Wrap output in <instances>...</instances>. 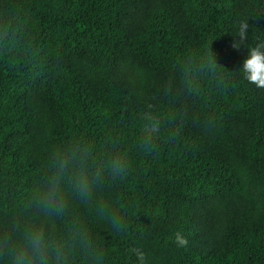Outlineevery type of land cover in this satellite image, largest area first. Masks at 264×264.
Wrapping results in <instances>:
<instances>
[{"label": "trees", "instance_id": "obj_1", "mask_svg": "<svg viewBox=\"0 0 264 264\" xmlns=\"http://www.w3.org/2000/svg\"><path fill=\"white\" fill-rule=\"evenodd\" d=\"M256 16L249 46L264 0H0V228L34 222L53 154L83 146L103 188L72 198L55 233L83 227L105 264H136L132 247L148 264H264V89L232 47ZM104 202L126 233L99 218Z\"/></svg>", "mask_w": 264, "mask_h": 264}, {"label": "clouds", "instance_id": "obj_2", "mask_svg": "<svg viewBox=\"0 0 264 264\" xmlns=\"http://www.w3.org/2000/svg\"><path fill=\"white\" fill-rule=\"evenodd\" d=\"M250 18L256 19L257 16L238 22L234 36L239 39L233 40L232 47L237 50L242 45L247 47V57L238 70L250 84L264 89V41L253 46L246 44ZM148 130L158 132L159 122L151 123ZM91 159V148L83 146L63 154H53L54 170L29 205L37 210L36 220L29 222L16 217L0 228V264H77L78 260L81 264H105L104 247L83 227L73 226L63 234L55 233L50 227L68 214L72 198L81 204L92 205L102 190L103 169L94 167ZM127 167L125 161L117 156L107 164V172L111 179L122 180ZM108 209L109 205L102 203L97 210L99 218L113 233H126L129 225L124 215ZM175 243L178 247H187L189 240L177 232ZM129 252L136 257V264H148L142 248L132 247Z\"/></svg>", "mask_w": 264, "mask_h": 264}]
</instances>
